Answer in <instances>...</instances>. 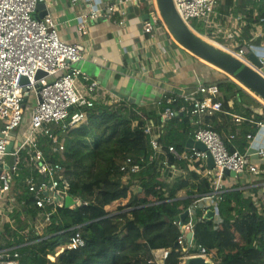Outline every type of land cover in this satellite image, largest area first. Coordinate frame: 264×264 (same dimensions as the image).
<instances>
[{"label": "trees", "instance_id": "16d2710c", "mask_svg": "<svg viewBox=\"0 0 264 264\" xmlns=\"http://www.w3.org/2000/svg\"><path fill=\"white\" fill-rule=\"evenodd\" d=\"M234 8V0H220L218 9L221 13L234 12ZM235 9H238L235 13L241 12L246 17L240 42L248 46L263 45L264 36H256L251 31L255 22L264 24V1L238 0ZM191 27L202 35L207 32L203 23L196 19ZM216 83L222 110L204 115L203 123L222 135L230 152L235 149L244 151L249 144L247 133L253 132L254 127H250L249 121L245 122L246 128L241 131L240 137L229 140L236 130L232 122L235 109L230 102L247 91L229 77ZM162 99L161 110L168 106L176 110L175 117L161 129L165 142L174 144L182 152L186 150L190 136H193L190 125L194 114L190 110H181V105L187 103L176 95L168 93ZM169 99L173 102H168ZM156 110L155 105L142 108L127 100L120 106L100 100L92 108L85 109V120L65 133L64 153L50 155L49 159L64 165L71 182L70 194L87 204L60 208L61 220L57 227H49L39 236L34 226L40 211L34 205L32 195L22 186L28 174L27 170L22 171L15 191L24 209L18 208L12 213L13 225L3 221L0 215V249L16 247L20 253V264H157L154 251L164 248L169 250L165 264H181L180 256L184 252L178 249L177 244L181 231L173 221L188 207L192 198L179 199L178 195L184 189L192 195L205 194L210 191L208 180L201 179L195 172H187L167 186L159 179L162 176V156L154 159L144 172L132 175L126 183L121 170V158L125 154H131L136 159L150 158L149 135L144 128L149 122L160 123V116L156 121ZM251 114H255L258 120L264 119L263 114L251 108L244 110L248 118ZM169 160L188 171L185 161H178L174 156H170ZM135 184L143 191L140 192L139 188L133 190ZM240 186L245 184L231 186L223 193L219 202L220 223L205 218L201 209L197 211L196 219H201L196 220L190 254L205 249L221 259V264H264L262 186H252L249 192ZM164 187L168 188L167 191L163 190ZM147 197L156 199L147 202ZM124 199L127 202L118 208L120 213L111 215L107 206ZM164 212L171 217V223L162 221ZM117 221L123 222L120 224ZM74 226H80L85 244L65 250L52 261L48 255L55 254L58 246L70 242L76 232L70 230ZM25 229H29L28 241L32 243H26L28 241L21 234Z\"/></svg>", "mask_w": 264, "mask_h": 264}, {"label": "built area", "instance_id": "2783aa9c", "mask_svg": "<svg viewBox=\"0 0 264 264\" xmlns=\"http://www.w3.org/2000/svg\"><path fill=\"white\" fill-rule=\"evenodd\" d=\"M44 1L0 0V164H2L0 215L6 218L20 208L17 197L16 202L14 200L15 185L22 171L27 170L28 174L22 186L32 195L33 203L40 211L39 220L34 226L39 236L44 232H40L41 228L57 227L61 220L59 209L66 205L67 197L72 196L71 182L64 165L59 161H51L49 156L64 153L65 133L85 120V109L92 108L100 100L106 104L121 105V99L117 100L112 94L109 97H99L98 81L76 65L86 59L85 47L80 43H68L63 40L52 15L48 14L43 18L34 16L39 4ZM173 1L177 11L190 27V22L196 19L202 22L207 30L224 34L232 43L223 45L212 39L207 32L203 35L199 33L204 39L242 60H246L247 55L254 52L264 61V45L257 47L241 43V30L234 26L232 15L224 14L221 21L217 19L220 16L218 12L220 0ZM149 5V18L140 22L144 32L152 35L157 28H162L180 44L166 24L158 0H150ZM88 7L90 9L88 14L79 20L81 31H84L88 18L102 15V9L95 8L92 2L88 3ZM109 10L113 12L115 8L110 6ZM233 17L238 23L243 20L241 14ZM39 71H44L46 74L38 77ZM23 76L27 77L28 82H21ZM239 84L247 89L243 84ZM25 92H28L26 102H24ZM250 92L264 105L263 98ZM219 96L217 83L199 82L193 93L184 96L188 107L181 110H190L192 114L198 116L211 115L222 110ZM168 102H173V99H169ZM157 103L161 107L163 99L161 98ZM175 115L176 110L172 106L162 110L161 129ZM232 116L236 123L249 121L250 124L264 127V121H257L254 117L248 118L237 114ZM22 126L24 127L21 129ZM144 130L149 135L150 158L136 159L131 154H125L121 158L123 181L126 182L132 175L144 172L159 156L163 157L161 169H176L178 165L172 164L169 160L170 156H174L178 161L186 162L188 172H195L201 179H207L210 191L192 196L191 203L183 211H188L186 219L182 221L179 216L173 223L181 231L177 240L178 249L184 252L180 256L181 260L189 256H212L205 249H201L199 253H189L194 242L196 220L201 219H196L197 211L201 209L205 214L207 210H213L212 219L220 223L219 202L223 193L229 188L224 181L226 175L224 170L229 169L241 175L250 173L256 177L264 176V146L255 149L252 153L239 149L230 152L222 135L200 122L194 132V139L203 142L207 150L202 151L192 147L180 152L174 144H167L162 138L163 130L159 134L156 133L150 122L146 124ZM235 137L236 134H231L229 140ZM252 137L248 135L249 139ZM10 142H13V145L11 151H8L7 146ZM208 151L214 159L213 168L207 163ZM253 156H256V159H253ZM72 198L74 204L70 208L82 203L87 204L79 197L72 196ZM113 212L115 211H111V215H117ZM11 220L10 218V223L13 225ZM79 229L80 226L72 227L70 230L76 232L70 242L58 246L55 254L48 255L52 261H55L56 257L65 250L76 249L85 244ZM191 231L193 236L189 240L187 235ZM21 234L26 241L29 240V229L21 231ZM168 254L169 250L164 248L155 250L157 264H165ZM0 264H20V253L16 247L0 249Z\"/></svg>", "mask_w": 264, "mask_h": 264}, {"label": "crops", "instance_id": "0c3cea01", "mask_svg": "<svg viewBox=\"0 0 264 264\" xmlns=\"http://www.w3.org/2000/svg\"><path fill=\"white\" fill-rule=\"evenodd\" d=\"M89 2H92L95 8L102 9V15L88 18L83 28L84 31H81L79 20L82 16L88 14L90 10L88 7ZM237 3L238 0H234L235 8ZM149 4L150 0H45L43 6L34 13V16L40 18L43 13L44 16L52 15L57 22L63 40L68 43H80L85 47L86 59L76 65L93 79H96L99 88L104 89L102 95L98 92L99 97H109L112 94L116 96L117 100L121 99V104L127 100L142 108L155 105L157 121L162 111L157 102L164 95L170 93L176 95L178 99H184L185 95L195 91L199 82L216 83L220 79L231 77L178 44L164 29L157 28L154 34H146L140 22L143 20L144 15L148 14ZM110 6H113L115 11L111 12L109 10ZM235 8L234 10L238 12V9ZM235 11L225 15H232L235 22L234 26L242 32L243 26L246 24V17L243 13H235ZM218 12L220 16L217 19L221 21L224 14L219 9ZM239 14L243 16V20L238 23L233 16ZM255 23V28L251 31L252 34L263 37L264 24L261 22ZM207 33L215 40L214 30H207ZM262 44L264 45V42ZM223 45L226 44L223 43ZM245 90L247 92H241L238 94L237 100L230 102L231 107L235 109L232 114L245 116L244 110L251 108L255 112L264 115V105L261 101L250 91ZM181 107L187 108L188 103L187 105H181ZM193 116L190 125L193 136H190V138H194L196 128L200 122H204V115ZM250 117L261 121L256 118L255 114H251ZM150 120L153 119L150 118ZM232 122L236 128L232 133L236 134L234 138L236 140L240 137L241 131L246 128L245 122L247 121L236 123L232 116ZM150 123L154 126L156 133L159 134L161 131L160 123ZM250 127H254V131H248L246 140L249 144L244 151L252 153L255 149L264 146V127L254 124H250ZM249 134L253 136L250 139L248 138ZM162 138L166 140L164 135H162ZM255 157L253 156V159H256ZM161 172L162 176L159 179L168 186V176L170 174L174 179L181 174L186 175L188 171L179 165L176 169H162ZM255 180L259 182L247 184ZM224 181L228 187L243 183L245 186L239 188L245 189L246 192H249L252 186H262L260 195L264 196V176L256 177L250 173L237 177L227 175ZM135 188H139L140 192L143 191L138 184L132 187V189ZM167 189V187H164L163 190L167 191ZM178 196L179 199H187L194 195L189 194L184 189L179 192ZM16 197L14 193L15 202ZM17 202L22 209L23 204L18 198ZM126 202L127 199L120 200L107 208L110 211H115L113 213L119 214L118 208ZM11 215H7L6 218L2 216L3 221L10 222ZM37 219L39 220V216ZM46 229L41 228L40 232L44 231V234Z\"/></svg>", "mask_w": 264, "mask_h": 264}, {"label": "water", "instance_id": "95a60500", "mask_svg": "<svg viewBox=\"0 0 264 264\" xmlns=\"http://www.w3.org/2000/svg\"><path fill=\"white\" fill-rule=\"evenodd\" d=\"M144 1V0H143ZM158 5L161 14L172 32L176 40L184 46L187 50L191 51L195 55L199 56L203 60L208 61L212 65L222 70L225 74L239 83L243 84L247 89L253 93L259 95L264 99V61L254 52H250L247 55L246 60L237 58L232 53L224 51L217 47L215 44L204 39L202 35L191 28L181 17L177 11L173 0H158ZM43 6V2L39 4L38 10ZM44 17V13L40 15V18ZM149 18L148 14L144 15L143 20ZM44 71L38 72V77L45 75ZM22 83L28 82L27 77L21 78ZM100 95L104 92V89L98 88ZM28 92L24 93V102H26ZM13 142H10L7 146V150L11 151ZM195 147L198 150L206 151V145L194 138H189L186 143V149ZM207 163L210 168L215 166L214 159L211 153L208 151ZM2 164H0V167ZM224 173L229 176L237 177L241 174H237L234 171L225 169ZM74 204L72 196H68L66 199V206L71 207ZM188 211L186 210L180 215L182 221L186 219ZM162 221L171 223V217L168 213L162 214ZM214 216L213 210H207L204 217L212 219ZM193 232H189L187 237L189 240L192 239ZM222 260L217 259L214 256L200 255V256H189L182 260L181 264H221Z\"/></svg>", "mask_w": 264, "mask_h": 264}, {"label": "rangeland", "instance_id": "374dc122", "mask_svg": "<svg viewBox=\"0 0 264 264\" xmlns=\"http://www.w3.org/2000/svg\"><path fill=\"white\" fill-rule=\"evenodd\" d=\"M193 21V20H192ZM192 21L190 22V25L192 24ZM214 36H215V40L217 41V42H219V43H221V44H226V45H231V43H232V41L231 40H228V39H226L225 38V36L223 35V34H220V33H214ZM223 42V43H222ZM24 126H22L21 127V129L23 128ZM172 174H170L169 176H168V186L169 185H171L172 184V182H173V180H175V178L173 179L172 177ZM174 177L176 176V175H173ZM125 182V181H124ZM127 182V181H126ZM125 182V183H126ZM133 190H135V189H133ZM143 197H145V195L143 194ZM156 199V197H147V199H146V201L147 202H151V201H153L154 202V200ZM110 210V209H109ZM118 223H120L121 224V222H123V221H117Z\"/></svg>", "mask_w": 264, "mask_h": 264}]
</instances>
